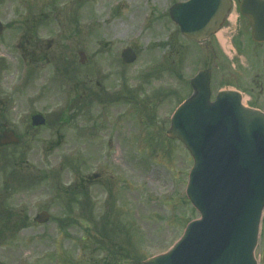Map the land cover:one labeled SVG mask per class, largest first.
<instances>
[{
	"label": "rangeland",
	"instance_id": "obj_1",
	"mask_svg": "<svg viewBox=\"0 0 264 264\" xmlns=\"http://www.w3.org/2000/svg\"><path fill=\"white\" fill-rule=\"evenodd\" d=\"M176 1L0 0L12 24L0 35V136L19 137L0 145V264H143L199 217L184 193L192 158L166 130L215 58L177 31ZM41 210L46 223L33 220Z\"/></svg>",
	"mask_w": 264,
	"mask_h": 264
},
{
	"label": "water",
	"instance_id": "obj_2",
	"mask_svg": "<svg viewBox=\"0 0 264 264\" xmlns=\"http://www.w3.org/2000/svg\"><path fill=\"white\" fill-rule=\"evenodd\" d=\"M227 0H188L172 5L169 14L186 36L199 40L215 30ZM0 25V32H1ZM80 62L85 61L79 53ZM126 62L135 59L129 48ZM193 93L174 112L167 136L179 139L194 164L186 193L200 213L167 253L145 264H257L254 249L264 210V116L242 107L239 95L221 92L209 101V74L191 80ZM32 125L45 123L41 114ZM4 132L0 143L17 142ZM48 213L37 215L46 222Z\"/></svg>",
	"mask_w": 264,
	"mask_h": 264
},
{
	"label": "flooded vegetation",
	"instance_id": "obj_3",
	"mask_svg": "<svg viewBox=\"0 0 264 264\" xmlns=\"http://www.w3.org/2000/svg\"><path fill=\"white\" fill-rule=\"evenodd\" d=\"M228 1L218 28L197 41L202 47H212L215 58L213 67L205 62L203 69L210 70L213 94L223 90L238 92L248 107L264 112V0ZM3 25L2 32L5 27L12 28L11 23ZM218 46L221 51L216 53ZM28 55L23 53L27 62L31 61Z\"/></svg>",
	"mask_w": 264,
	"mask_h": 264
},
{
	"label": "bare ground",
	"instance_id": "obj_4",
	"mask_svg": "<svg viewBox=\"0 0 264 264\" xmlns=\"http://www.w3.org/2000/svg\"><path fill=\"white\" fill-rule=\"evenodd\" d=\"M219 37H220V40H221L222 45H223L224 47H226L227 44L222 40L223 38L220 36V34H219Z\"/></svg>",
	"mask_w": 264,
	"mask_h": 264
},
{
	"label": "trees",
	"instance_id": "obj_5",
	"mask_svg": "<svg viewBox=\"0 0 264 264\" xmlns=\"http://www.w3.org/2000/svg\"><path fill=\"white\" fill-rule=\"evenodd\" d=\"M68 193H70V192H68Z\"/></svg>",
	"mask_w": 264,
	"mask_h": 264
}]
</instances>
